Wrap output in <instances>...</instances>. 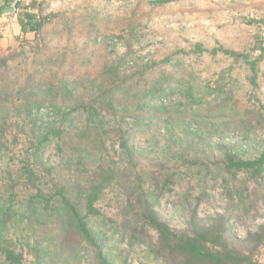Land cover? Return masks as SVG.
<instances>
[{
    "label": "trees",
    "instance_id": "trees-1",
    "mask_svg": "<svg viewBox=\"0 0 264 264\" xmlns=\"http://www.w3.org/2000/svg\"><path fill=\"white\" fill-rule=\"evenodd\" d=\"M41 4H21L18 16L22 33L40 31L51 16H43ZM196 50L213 54L220 50L236 58L242 55L223 47L208 50L200 43ZM132 55L133 51H127L107 66L106 74L113 77L111 86L102 88V84L93 82L92 88H97L98 94L92 99L84 100L91 96V89L67 78L46 86L31 81L15 93L0 83V159L7 161L6 184L0 189V264H25L26 245L5 238L2 232L11 220L21 222L24 218L33 228L49 233L45 240L28 243L35 264H71L83 259L88 264H114L111 250L118 247L117 243L132 248L144 245L150 256L164 264H264L257 259L264 247V223L249 231L245 239H237L229 214L218 212L207 221L202 219L200 197L192 205L184 231H176L162 216V198L175 192L181 175L164 161L151 171L140 167V151L133 140L135 128L147 133L163 126L175 145L184 144L178 152H172L168 144L166 155L175 158L180 154L190 166H201V157L191 149L199 143L212 144L203 131L206 122L202 121L206 116H231L235 109L226 104L213 108V102L222 99L219 90L209 85L210 89L202 92L194 74L183 84L182 78L177 80L173 73L143 77L145 70L139 68L144 62ZM244 56L251 64L252 82L256 84L257 61ZM13 57L0 61V69L6 70ZM130 60L136 68L133 75H141L134 82L123 70ZM39 62L47 63L42 59ZM213 91L214 98L209 100L208 94ZM178 92L187 99L182 110L174 103ZM121 93L132 99L126 106L120 103ZM202 102L209 108L200 107ZM176 110L184 118L174 117ZM178 120L181 133L176 130ZM22 140L20 158L12 145ZM53 142L61 153L62 164L69 167L68 175L44 160L43 154ZM218 146L223 171L229 178H236L240 172L249 179L263 176L264 151L248 158L232 144L221 142ZM8 159L12 161L8 163ZM111 193L116 201L115 211L109 215L101 203ZM228 193L232 200L236 194L239 202H244L240 189L236 193L230 188Z\"/></svg>",
    "mask_w": 264,
    "mask_h": 264
},
{
    "label": "rangeland",
    "instance_id": "rangeland-1",
    "mask_svg": "<svg viewBox=\"0 0 264 264\" xmlns=\"http://www.w3.org/2000/svg\"><path fill=\"white\" fill-rule=\"evenodd\" d=\"M154 1L47 0L42 13L51 16L40 31L22 33L15 26L11 36L0 39V61L14 56L6 70L0 69V83L15 93L31 81L46 86L67 78L91 89V96H85L84 100L92 99L98 94L97 88H92L95 84H102V88L111 86L113 77L106 74L107 66L117 56L133 51L132 58L144 62L139 70H145L142 74L145 78L167 72L173 73L179 81L182 78L180 82L183 84L194 74L202 92L206 93L209 85L218 89L222 99L213 102V108L226 104L235 111L231 116H206L202 121L206 122L203 131L212 146L199 143L192 147L191 150L203 161L201 166H190L180 154L175 158L166 155L168 144L172 152L183 150L184 144L175 145L173 139L165 135L163 126L147 133L135 128L133 140L140 151L139 163L144 171L157 169L164 161L181 175L175 192L164 196L160 207L162 216L176 231L187 229L192 205L197 202L196 197H200L199 215L202 219L207 221L218 212L229 214L237 239L243 240L249 231L264 223V174L249 179L246 173L240 172L236 178H229L223 171L218 145L221 142L232 144L242 157L248 158H255L264 151V56L261 55L264 0H173L161 4ZM199 43L208 50L223 47L242 55L236 58L220 50L216 54L199 52L196 50ZM244 55L257 61L256 84L252 82L251 64ZM40 59L47 63H40ZM132 61L123 68L130 82L141 76L133 75L136 68H133ZM144 65L151 66L146 68ZM21 93L24 95V91ZM213 93L208 94L209 100L214 98ZM116 98L120 99V96ZM131 101L121 93V105L126 106ZM186 102V97L178 92L174 103L181 107L180 110L186 107ZM199 106L209 108L204 102ZM10 108L13 110L14 107ZM174 117L184 118V115L176 110ZM179 122L176 130L181 133ZM22 144L23 140L12 145L14 154L20 158ZM240 144L242 148L238 147ZM43 156L48 165L57 167L60 172L64 169V173L69 174V167L62 164L56 142ZM166 157L170 161L165 160ZM11 161L8 159V163ZM6 164L7 161L0 159V189L6 184ZM228 186L236 193L238 189L244 193L243 203L236 194L232 200ZM189 192L193 195L191 199H188ZM115 201L111 193L101 207L110 215L115 211ZM2 232L5 238L26 245L25 264H35L28 243L45 240L49 235L43 229L33 228L27 218L21 222L11 220ZM117 244L118 247L111 250L114 264H164L150 256L144 245L132 248L127 243ZM257 257L264 263V247ZM71 264L88 262L83 259Z\"/></svg>",
    "mask_w": 264,
    "mask_h": 264
},
{
    "label": "crops",
    "instance_id": "crops-1",
    "mask_svg": "<svg viewBox=\"0 0 264 264\" xmlns=\"http://www.w3.org/2000/svg\"><path fill=\"white\" fill-rule=\"evenodd\" d=\"M32 1H39L40 4L42 3L41 6L43 5L44 7L47 0H25L24 2L28 3ZM11 4L12 0H0V15H2L0 28L1 41L4 37L11 36L13 27L15 26H18L21 32L20 16L11 12ZM35 11H37V9H35Z\"/></svg>",
    "mask_w": 264,
    "mask_h": 264
},
{
    "label": "built area",
    "instance_id": "built-area-1",
    "mask_svg": "<svg viewBox=\"0 0 264 264\" xmlns=\"http://www.w3.org/2000/svg\"><path fill=\"white\" fill-rule=\"evenodd\" d=\"M25 0H12L11 4V12L15 15L19 14L20 6L22 3H24ZM1 21H2V15H0V28H1Z\"/></svg>",
    "mask_w": 264,
    "mask_h": 264
}]
</instances>
